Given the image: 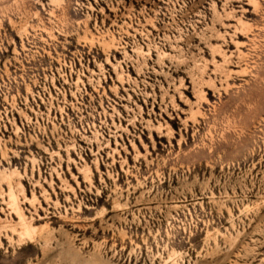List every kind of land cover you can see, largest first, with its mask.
I'll use <instances>...</instances> for the list:
<instances>
[{"label":"rangeland","instance_id":"rangeland-1","mask_svg":"<svg viewBox=\"0 0 264 264\" xmlns=\"http://www.w3.org/2000/svg\"><path fill=\"white\" fill-rule=\"evenodd\" d=\"M0 264H264V0H0Z\"/></svg>","mask_w":264,"mask_h":264},{"label":"bare ground","instance_id":"bare-ground-1","mask_svg":"<svg viewBox=\"0 0 264 264\" xmlns=\"http://www.w3.org/2000/svg\"><path fill=\"white\" fill-rule=\"evenodd\" d=\"M10 197H11V209H12V211L13 212H16L17 214H19V216H20V205L18 204V202L16 201V198H15V195H14V193H11L10 194ZM21 216H24V214H21ZM12 229L14 230V231H16L17 232V228H16V226L14 225L13 227H12ZM7 235H9V233L7 234ZM10 238H12L13 239V237H10Z\"/></svg>","mask_w":264,"mask_h":264}]
</instances>
